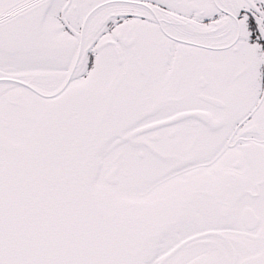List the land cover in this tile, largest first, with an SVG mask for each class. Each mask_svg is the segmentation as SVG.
I'll return each instance as SVG.
<instances>
[{
    "label": "snow or ice",
    "instance_id": "obj_1",
    "mask_svg": "<svg viewBox=\"0 0 264 264\" xmlns=\"http://www.w3.org/2000/svg\"><path fill=\"white\" fill-rule=\"evenodd\" d=\"M0 264H264V0H0Z\"/></svg>",
    "mask_w": 264,
    "mask_h": 264
}]
</instances>
